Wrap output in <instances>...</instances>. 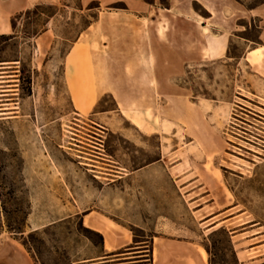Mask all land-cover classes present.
I'll use <instances>...</instances> for the list:
<instances>
[{
  "label": "crops",
  "instance_id": "obj_1",
  "mask_svg": "<svg viewBox=\"0 0 264 264\" xmlns=\"http://www.w3.org/2000/svg\"><path fill=\"white\" fill-rule=\"evenodd\" d=\"M57 1L0 0V31L1 22H8L12 15ZM79 2L80 11H91L95 6L97 12L65 55L69 96L79 114L93 111L102 132H120L137 146L142 141L135 132L130 133L133 138L127 135L122 120L139 135L163 134L164 120L179 123L186 138L176 150L182 158L198 141L193 132L197 113L192 96L178 84L190 64L229 58L231 47L241 39V60L264 76V0H169L168 6L160 0ZM118 3L124 7H116ZM197 4L207 11L206 15L196 9ZM252 29L255 37L240 35ZM259 48L263 62L255 66L248 57ZM105 95L115 99L116 109L94 111ZM99 141L96 154L69 156L73 165L44 156L42 169L26 178L29 211L25 227L22 232L5 229L0 233V264H37L34 250L24 243L25 235L57 227L72 214L80 215L82 225L102 236L99 245L92 242L78 248L73 264L99 263L98 259L146 242L151 246L150 264H211L212 256L203 240L205 236L210 239L218 229H225L231 242L241 243L236 253L246 258L243 262L237 257L239 264H264V225L237 202L222 171L214 168L196 174L195 157L188 155L185 165L163 148L159 158L149 164L131 167L124 158L120 165L113 155L107 157L101 152L103 140ZM180 164L185 171H180ZM164 180L171 187L161 186ZM36 187L56 196L55 205L46 206L43 193L36 198ZM170 194L178 196L185 211L176 214L161 207ZM96 195L107 196L106 209L101 197L94 199ZM116 195L122 196V220L108 209ZM76 196L89 198L83 201ZM151 202H158V209L152 208ZM60 208L72 213L51 219L39 213ZM203 218L207 224L200 228L202 223L197 221ZM133 228L143 235H136Z\"/></svg>",
  "mask_w": 264,
  "mask_h": 264
},
{
  "label": "rangeland",
  "instance_id": "obj_2",
  "mask_svg": "<svg viewBox=\"0 0 264 264\" xmlns=\"http://www.w3.org/2000/svg\"><path fill=\"white\" fill-rule=\"evenodd\" d=\"M80 5L79 0L41 3L1 23L0 34L15 37L0 38V58L5 60L0 67V233L5 229V232L24 230L29 211L26 178L42 169L44 156L68 164L69 156L96 154L99 138L103 140L101 152L107 157L113 155L120 165L124 158L125 164L131 167L149 164L159 158L163 148L166 153H172V159L182 160L185 165L188 155L195 157L196 174L214 168L222 171L226 184L236 193L237 202L264 225V76L257 75L241 60V39L231 47L229 58L190 64L179 78L178 84L189 90L194 102L197 116L194 115L196 122L192 124L198 137L189 154L182 158L176 150L186 138L177 122L164 120L163 134L139 135L128 121L122 120L127 135L135 132L136 138L142 141L137 146L120 132H102L93 111L79 114L75 109L65 83L64 58L97 12L95 6L91 11L82 12ZM116 7L123 8L124 4L118 3ZM196 9L206 15L200 5ZM45 31L48 32L41 35ZM255 34V29L240 32L242 36L255 37ZM29 78L31 94H28ZM116 106L115 99L105 95L94 111L114 110ZM180 171H185L183 164ZM94 185L98 187L96 179ZM160 185L171 187L165 180ZM36 190V198H41L43 192L37 187ZM43 196L46 206L55 205L56 196L48 193ZM76 197L83 201L89 198ZM97 197L102 198L106 209L107 196L96 195L94 199ZM168 197L169 201L161 207L176 214L185 211L176 194ZM121 201L122 196L116 195L114 205L108 207L109 213L119 220H122ZM151 204L158 209V202ZM39 213L51 219L72 212L60 208ZM205 220L197 221L202 223L200 228L206 226ZM89 229L82 225L80 215L72 214L57 227L27 233L24 243L34 250L37 264H73L78 248L85 243L99 245L102 241L97 231ZM133 230L136 235H143L140 229ZM217 238L219 242L212 248L214 260L217 264H229L231 246L238 252L241 243H230L224 235ZM211 240L205 236L203 243L211 246ZM150 248V242L132 244L112 256L98 259L100 262L95 264H150ZM236 255L245 261L243 254Z\"/></svg>",
  "mask_w": 264,
  "mask_h": 264
},
{
  "label": "trees",
  "instance_id": "obj_3",
  "mask_svg": "<svg viewBox=\"0 0 264 264\" xmlns=\"http://www.w3.org/2000/svg\"><path fill=\"white\" fill-rule=\"evenodd\" d=\"M161 3L164 5V6H168L169 5V0H161ZM204 12L207 14V11L206 10H204ZM96 17V16H95ZM14 19L15 18H13L12 19V24L14 25ZM38 33V31L37 32H35V35ZM2 37H7V38H9V39H12V38H14L15 36H14V34H9V35H7V34H0V38H2ZM3 61H5V60H2V58H0V67L2 66V65H4V64H1ZM28 94H31V92H32V89H31V78H29L28 79ZM23 230L22 229H19L17 232H22ZM88 231H90V232H93V230H88ZM218 235H224L225 237H226V239L230 242V243H232L231 242V240H230V238H229V236H228V232L225 230V229H218L217 231H215V232H213L211 235H210V240L211 239H213V240H211V246L209 245V244H206L205 243V247L207 248V250L209 251V253L211 254V264H217V262H215V260H214V257H215V255H214V253H213V251H212V248L213 247H215V246H217V244H218V242H219V239L217 238V236ZM214 237H216V238H214ZM231 253H232V260H231V262L229 263V264H239V262H238V258H237V255H236V252H235V250H234V248L231 246ZM228 264V263H227Z\"/></svg>",
  "mask_w": 264,
  "mask_h": 264
},
{
  "label": "bare ground",
  "instance_id": "obj_4",
  "mask_svg": "<svg viewBox=\"0 0 264 264\" xmlns=\"http://www.w3.org/2000/svg\"><path fill=\"white\" fill-rule=\"evenodd\" d=\"M2 23V22H1ZM262 49H257L249 54L248 61L255 66H260L263 62ZM251 64V65H252Z\"/></svg>",
  "mask_w": 264,
  "mask_h": 264
}]
</instances>
